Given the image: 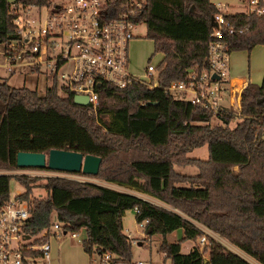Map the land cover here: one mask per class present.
<instances>
[{
  "label": "trees",
  "instance_id": "1",
  "mask_svg": "<svg viewBox=\"0 0 264 264\" xmlns=\"http://www.w3.org/2000/svg\"><path fill=\"white\" fill-rule=\"evenodd\" d=\"M51 1L13 2L41 7ZM217 12L210 0H146L140 21L155 53L163 55L157 65L159 88L141 81L121 88L102 82L95 87L98 102L93 108L75 103L74 92L59 85L55 76H49L44 94L0 81V171L22 169L16 166L20 151H79L101 158L98 174L86 177L136 189L169 208L61 177L45 178L46 196L34 198L31 188L41 178L0 174V204L10 198L12 180L23 189L19 198L31 209L28 235L57 222L64 231L83 234L81 246L91 260L109 254L111 262H132L123 217L137 209L135 221H147L146 237H161L163 262L251 264L215 242L202 227L264 264V75L261 84L249 82L243 88L241 118L234 127L229 126L232 113L202 109L162 89L185 79L187 68L207 66L209 30ZM225 18L236 29L247 27L227 35L230 51L249 52L264 45L263 16L226 13ZM19 39L11 3L0 0V44ZM214 117L219 124H210ZM204 145L207 158L188 156ZM176 165H192L197 174H180ZM179 230L182 238L170 241ZM202 237L207 242L200 249L195 244ZM187 241L194 245L183 253Z\"/></svg>",
  "mask_w": 264,
  "mask_h": 264
},
{
  "label": "built area",
  "instance_id": "2",
  "mask_svg": "<svg viewBox=\"0 0 264 264\" xmlns=\"http://www.w3.org/2000/svg\"><path fill=\"white\" fill-rule=\"evenodd\" d=\"M239 11H228L227 3H217L218 12L212 17L207 47V66L189 67L185 79L163 86L175 99L213 112L225 111L241 116V93L244 82L236 85L229 73L230 49L227 35L243 33L247 27L236 29L225 18L226 13H243L264 17V0H237ZM47 8L45 22L37 25L40 9ZM146 8V0H52L47 6H22L11 3V11L20 39L0 44V55L5 58L7 70L18 67L44 66L50 74L64 63H72L71 72H63L60 79L74 94L88 96L95 108L98 95L95 87L107 82L119 88L132 81H141L149 88H159L157 65L148 62L143 74L129 70V42L133 29ZM142 104H145L142 102ZM45 170V169H40ZM52 171V170H49ZM58 173V171H57ZM75 175V174H74ZM86 182L85 180H76ZM10 197L0 204V264H39L50 258V238L68 236L82 242L80 233L64 231L54 222L51 228L35 236L25 231L31 209L19 196ZM134 215L138 210H133ZM144 221L139 225L144 234ZM28 236V238H27ZM131 239V236H127ZM38 240H43L41 243ZM205 237L199 244H205ZM135 243V242H134ZM148 246V245H147ZM165 256L163 255V259ZM105 254L98 264H151V262H111ZM161 264H170L169 261Z\"/></svg>",
  "mask_w": 264,
  "mask_h": 264
},
{
  "label": "rangeland",
  "instance_id": "3",
  "mask_svg": "<svg viewBox=\"0 0 264 264\" xmlns=\"http://www.w3.org/2000/svg\"><path fill=\"white\" fill-rule=\"evenodd\" d=\"M14 0H8V2L12 3ZM212 3H227L228 11H239L240 5L237 0H210ZM36 10L32 9V16H36L37 25L45 22V17L47 14V8L42 7L40 9V16L36 15ZM40 17V21H39ZM134 38L129 42L128 46V54H129V70L136 75H140L144 73V69L148 62H151L155 65L159 64L162 55L160 53H155L153 42L150 39H147L146 34V25L141 23L137 25L134 29ZM0 55V81L6 80L8 84L13 87H27L30 89H35L39 94H44L46 88L51 83V79L49 76H55L50 74L48 69L44 66H39L36 68L33 67H18L13 72H9L7 70L6 60H4ZM230 63L236 69H243L244 67L250 69L251 78H256L258 74L264 72V45L259 44L253 47L251 51L246 50H238L231 51L230 53ZM73 64L72 63H64L58 70L56 79L59 85H64L60 79V74L63 72H71ZM60 94H62L60 92ZM107 120V117H104ZM241 117H234V119L229 123L230 127H234ZM220 121L217 118H212L211 125L219 124ZM264 132V126L262 133ZM189 157L205 159L207 158V146H200L192 149L188 153ZM175 170L180 174L186 175H196L197 168L192 165L186 166H175ZM0 174L5 175H25L30 177H38L41 178L36 184H34L31 188L32 197L43 198L46 196V192L44 189L45 186V178L50 177H61L69 180H85L86 182H90L114 191L130 194L141 199L147 200L152 204L157 206L169 209L166 205L158 202L157 200L148 197L139 193L136 189L128 188V187H119L115 184H109L101 181L94 180L92 178L80 175V174H65V173H57V171H49V170H32V169H19L14 171H0ZM23 189L20 187L18 183L14 180L10 182V197H15L19 193H22ZM203 229L209 236H211L215 242L219 243L224 248L237 253L240 257H243L249 260L252 264H259L255 260L250 257L243 255L236 248L231 246L225 240L218 238L216 235L211 232ZM123 232L126 236H131V244H132V254L133 261H144L151 262V264H161L163 262V255L158 251V245L161 241L160 236L154 238H148L145 234H143L142 229L139 227L138 223L135 221V215L133 211H127L123 217ZM181 234L182 231L179 230L174 234L169 236L170 241H174L177 235ZM80 237L83 239V234L80 233ZM135 242V243H134ZM207 241H205L206 244ZM193 243L187 241L185 242L182 252H186L189 247H191ZM50 258L47 260H40L39 264H80L81 262H86L89 264L91 262V258L85 254L82 250L81 243L77 240H71L68 236H62L61 238H50ZM148 245V246H147ZM200 249L203 248L199 241L195 244ZM95 259V256L92 258Z\"/></svg>",
  "mask_w": 264,
  "mask_h": 264
},
{
  "label": "water",
  "instance_id": "4",
  "mask_svg": "<svg viewBox=\"0 0 264 264\" xmlns=\"http://www.w3.org/2000/svg\"><path fill=\"white\" fill-rule=\"evenodd\" d=\"M73 100L82 106L89 105L88 96L85 94H75ZM100 162L101 158L92 154L56 148L50 149L48 153L20 151L16 155L18 168H47L58 171V173L81 174L83 176H96Z\"/></svg>",
  "mask_w": 264,
  "mask_h": 264
},
{
  "label": "crops",
  "instance_id": "5",
  "mask_svg": "<svg viewBox=\"0 0 264 264\" xmlns=\"http://www.w3.org/2000/svg\"><path fill=\"white\" fill-rule=\"evenodd\" d=\"M214 4V3H213ZM214 5H217V3H215ZM161 54V53H160ZM162 55V54H161ZM163 56V55H162ZM229 73L230 76L232 77L231 80L233 83H235L236 85H240L241 82H244L243 85H247V83L252 82V83H256V84H261L262 79H263V75L264 72L262 74V72L260 74H258V76H256V78H251V74H250V69L248 68V66L243 69L239 68L236 69L233 64H231L229 62ZM139 198V197H138ZM141 199V198H140ZM144 200V199H142ZM147 201V200H145ZM149 202V201H147ZM151 203V202H150ZM161 239V237H159ZM182 238V235L179 234L177 235L176 239L174 241H178ZM185 243L182 244V248L184 246ZM193 245L191 244V247L188 248V250L186 252L183 253H187L192 249ZM83 250V249H82ZM84 252V251H83ZM86 254V253H85ZM237 254V253H236ZM244 255V254H243ZM243 258V257H242ZM245 259V258H244ZM247 260V259H245ZM249 263H251L249 260H247ZM80 264H88L87 261L86 262H81ZM89 264H98V262H96V258L94 260H91V262H89ZM252 264V263H251Z\"/></svg>",
  "mask_w": 264,
  "mask_h": 264
}]
</instances>
